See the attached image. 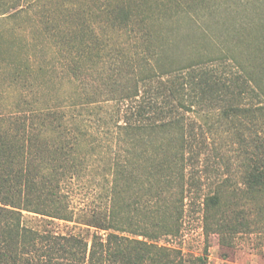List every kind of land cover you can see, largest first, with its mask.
Masks as SVG:
<instances>
[{"label":"trees","instance_id":"1","mask_svg":"<svg viewBox=\"0 0 264 264\" xmlns=\"http://www.w3.org/2000/svg\"><path fill=\"white\" fill-rule=\"evenodd\" d=\"M221 1L35 0L39 42L30 53L0 45V68L23 92L0 101V264L34 254L44 264H206L160 243L180 236L195 200L206 232L264 230V0H251L254 25L236 32L217 19ZM206 19L226 30L219 56L194 46L219 41ZM180 21L197 38L185 60ZM56 79L72 84L68 95L39 88ZM228 142L236 190L214 163ZM199 172L218 180L211 192L200 193ZM78 188L94 201L76 211ZM30 215L88 235L44 234Z\"/></svg>","mask_w":264,"mask_h":264},{"label":"rangeland","instance_id":"2","mask_svg":"<svg viewBox=\"0 0 264 264\" xmlns=\"http://www.w3.org/2000/svg\"><path fill=\"white\" fill-rule=\"evenodd\" d=\"M227 1L228 0L221 1L222 7H218L216 12L217 19L219 18L225 22V28H229L236 32V30L240 31V29H238L239 27L235 25L236 23L248 21V23L253 24V20H251L250 17L252 9H247L251 4V0H234L232 9L225 7ZM226 9L229 10L226 11ZM39 12L40 9L36 6L35 0H20L19 2L18 0H0V13H5L4 16H0V45L4 40H15L17 43L24 45L26 51L30 53L32 45L39 42L37 35H35L39 30L38 26L41 17V13ZM206 21L207 23L202 25L207 32L206 36H215L219 38V41H215V43L211 41L208 46H201L200 44L199 46L194 44V46L197 47L199 53L210 54L214 57L219 56L220 51L222 52L227 49V44L224 42L226 30H221L214 21L210 19H206ZM179 30V33L183 36L187 37V35L190 34L188 35L190 39L187 40V43H185V41L183 42L177 55L180 59L184 60L194 57L196 53L191 49L189 43L195 39V31L189 28L185 21L179 22ZM8 73L9 70L0 68V97L2 99H0V101L3 102L2 104L10 106L21 100L23 92L19 84H9ZM37 82L45 83V86L38 83L39 88H45L44 92L49 90L51 93H58L59 97L68 95L73 87L72 84L65 79H56L55 82L49 80L46 82L44 80H39ZM223 154V161L219 159L214 161L216 167L220 169L219 173L221 174L220 177L217 178H229L232 180L231 188L236 190L239 186H237L238 172L235 160V145H232L230 142L226 143L223 148ZM199 176L201 179L200 193L204 194L211 192V188H214L218 180L214 181L209 179L207 181L204 178L205 174L201 172H199ZM72 197V203L76 207V211L78 208L84 207V205H92L94 201L93 196L82 194L79 188L75 190ZM231 208L243 211V203H237L236 206ZM27 223L34 228H39L44 234L52 236L70 231H80L84 236L88 235L84 227L78 226L74 228L73 223L58 220H43L30 215L27 216ZM238 229L239 230L236 232H227L224 236L206 232L204 230L200 203L198 200H195L192 204L187 202L180 236L177 238L163 239L160 243L179 249L184 258L203 255L206 264H264V230L243 232V226ZM29 257H31L32 260L31 264H44V260L41 258L38 259L35 254Z\"/></svg>","mask_w":264,"mask_h":264}]
</instances>
